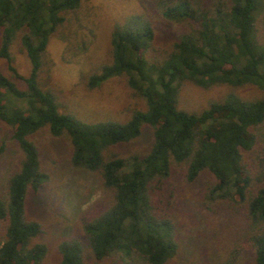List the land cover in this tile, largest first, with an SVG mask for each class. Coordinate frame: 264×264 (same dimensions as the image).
<instances>
[{
    "label": "trees",
    "instance_id": "trees-1",
    "mask_svg": "<svg viewBox=\"0 0 264 264\" xmlns=\"http://www.w3.org/2000/svg\"><path fill=\"white\" fill-rule=\"evenodd\" d=\"M88 1L0 0V60L8 71L0 68V123L20 154L0 191V264H42L47 254L41 223L26 209L28 192L48 177L33 139L42 130L64 137L71 167L95 174L107 192L100 207L57 242L56 264L112 255L127 264H169L181 248L170 181L178 172L188 184L201 181L204 201L242 217L239 232L226 235L215 259L198 264H241L245 250L250 264H264V0H149L144 9L119 16L108 33L111 59L87 84L126 78L144 107L123 121H89L63 111L40 80L50 38L78 20ZM164 22L176 28L170 39L160 38ZM15 44L29 63L26 74L13 65ZM185 82L252 86L258 93L231 90L187 110L179 105ZM144 129L150 132L144 149L119 150ZM4 151L0 142V157Z\"/></svg>",
    "mask_w": 264,
    "mask_h": 264
},
{
    "label": "rangeland",
    "instance_id": "rangeland-1",
    "mask_svg": "<svg viewBox=\"0 0 264 264\" xmlns=\"http://www.w3.org/2000/svg\"><path fill=\"white\" fill-rule=\"evenodd\" d=\"M148 3L149 0H90L78 20L70 21L50 38L40 80L57 95L61 110L89 121L107 118L123 121L130 110L144 107L143 99L132 92L124 76L110 78L94 88L88 86L87 79L111 59L108 33L112 23L124 13L144 9ZM165 25L166 22L159 23L160 38L170 39L176 28ZM76 27L78 32H74ZM11 52L13 65L26 74L29 63L24 52L17 44ZM0 68L8 72L4 60H0ZM231 90L245 97L258 93L252 86L232 88L220 84L202 88L185 82L180 88L179 105L187 110H198L210 101L222 99ZM261 136L262 140L264 134ZM33 139L39 147L41 165L48 177L38 191L28 192L26 209L29 216L41 223L40 236L48 246L42 264H56L59 259L57 242L73 233L79 218L100 207L107 192L95 174L71 167L69 145L64 137L54 138L47 130H42ZM149 139L150 132L144 129L137 140L119 146V150H142ZM0 142L5 143V151L0 157L1 191L5 190L7 177L16 168L20 154L9 128L2 123ZM170 181L176 193L174 214L181 248L169 264H198L203 259H215V252L227 242L224 240L239 232L242 217L222 203L204 201L199 192L201 181L183 182L179 172L172 173ZM1 231L0 225V236ZM89 263L127 264L115 255L103 260L91 258ZM241 264H250L246 250L242 253Z\"/></svg>",
    "mask_w": 264,
    "mask_h": 264
}]
</instances>
